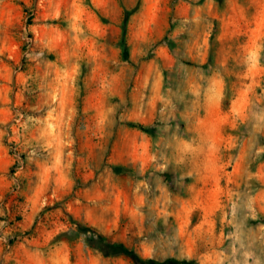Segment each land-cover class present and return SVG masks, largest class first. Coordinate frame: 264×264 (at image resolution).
<instances>
[{"label": "rangeland", "instance_id": "rangeland-1", "mask_svg": "<svg viewBox=\"0 0 264 264\" xmlns=\"http://www.w3.org/2000/svg\"><path fill=\"white\" fill-rule=\"evenodd\" d=\"M78 226L264 264V0H0V264H136Z\"/></svg>", "mask_w": 264, "mask_h": 264}, {"label": "trees", "instance_id": "trees-1", "mask_svg": "<svg viewBox=\"0 0 264 264\" xmlns=\"http://www.w3.org/2000/svg\"><path fill=\"white\" fill-rule=\"evenodd\" d=\"M123 56L127 57L128 52L127 48L124 45L123 47ZM80 230H85L92 234V236L95 238L96 242L101 245L103 248V252L105 255H125L130 260H132L136 264H194L192 261H186V260H175V259H167L162 262L154 261V260H144L138 257V255L131 249H128L126 246H124L121 243L112 242L107 237L103 236L100 233H97L93 229H84L82 226H78Z\"/></svg>", "mask_w": 264, "mask_h": 264}]
</instances>
